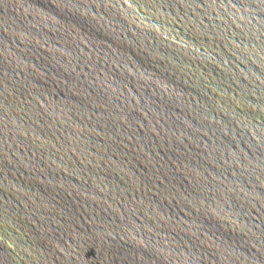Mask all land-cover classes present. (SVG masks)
I'll use <instances>...</instances> for the list:
<instances>
[{
	"label": "water",
	"instance_id": "obj_1",
	"mask_svg": "<svg viewBox=\"0 0 264 264\" xmlns=\"http://www.w3.org/2000/svg\"><path fill=\"white\" fill-rule=\"evenodd\" d=\"M0 264H264V0H0Z\"/></svg>",
	"mask_w": 264,
	"mask_h": 264
}]
</instances>
